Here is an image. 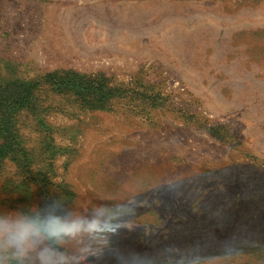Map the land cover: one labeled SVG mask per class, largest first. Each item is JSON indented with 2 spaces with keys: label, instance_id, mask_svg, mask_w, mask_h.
Wrapping results in <instances>:
<instances>
[{
  "label": "rangeland",
  "instance_id": "374dc122",
  "mask_svg": "<svg viewBox=\"0 0 264 264\" xmlns=\"http://www.w3.org/2000/svg\"><path fill=\"white\" fill-rule=\"evenodd\" d=\"M52 196L112 264H264V0H0V208Z\"/></svg>",
  "mask_w": 264,
  "mask_h": 264
},
{
  "label": "clouds",
  "instance_id": "9594fccd",
  "mask_svg": "<svg viewBox=\"0 0 264 264\" xmlns=\"http://www.w3.org/2000/svg\"><path fill=\"white\" fill-rule=\"evenodd\" d=\"M89 211L92 218L69 209L62 196L0 208V264H112L126 231L122 206L107 201Z\"/></svg>",
  "mask_w": 264,
  "mask_h": 264
}]
</instances>
